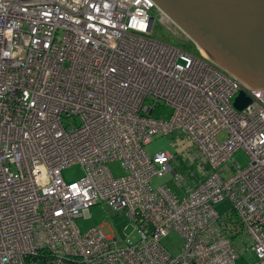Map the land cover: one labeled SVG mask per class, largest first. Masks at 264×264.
Listing matches in <instances>:
<instances>
[{"label": "built area", "instance_id": "obj_1", "mask_svg": "<svg viewBox=\"0 0 264 264\" xmlns=\"http://www.w3.org/2000/svg\"><path fill=\"white\" fill-rule=\"evenodd\" d=\"M154 10L150 0H0V264H236L242 249L264 264V90L155 40ZM241 91L251 104L238 111ZM165 107L167 119L153 116ZM173 132L192 142L191 178L145 150ZM74 165L83 176L67 182ZM166 175L174 189L151 187ZM100 203L120 214L124 246L77 228ZM173 231L177 257L160 244Z\"/></svg>", "mask_w": 264, "mask_h": 264}, {"label": "water", "instance_id": "obj_2", "mask_svg": "<svg viewBox=\"0 0 264 264\" xmlns=\"http://www.w3.org/2000/svg\"><path fill=\"white\" fill-rule=\"evenodd\" d=\"M150 1L214 65L250 90H264V0ZM250 104L241 91L233 106L242 111Z\"/></svg>", "mask_w": 264, "mask_h": 264}, {"label": "rangeland", "instance_id": "obj_3", "mask_svg": "<svg viewBox=\"0 0 264 264\" xmlns=\"http://www.w3.org/2000/svg\"><path fill=\"white\" fill-rule=\"evenodd\" d=\"M154 26L152 29V37L164 44L172 46L174 48L184 50L192 55H198L202 53L207 59V55L201 50L197 49L196 45L191 39L168 17L159 11H153ZM211 61V59H209ZM212 62V61H211ZM225 72V71H224ZM226 73V72H225ZM228 74V73H227ZM230 75V74H229ZM162 115L167 119L171 113L170 109L165 107L162 111L157 109L154 117ZM79 124V122H77ZM227 138L226 131H222L217 139L223 142ZM149 156H153L156 153L165 152L168 153L173 159L170 161L173 171L180 176L191 178V174L197 175L199 171L194 167L193 161V145L188 137H182L177 132L170 133L165 136H155L152 141L145 148ZM232 159L241 168H245L249 162L248 156L243 151L236 152ZM110 172L115 178L123 176L124 171L121 168L119 162H111L108 165ZM64 180L67 182L77 181L82 178L83 172L78 165L67 167L62 172ZM224 175H227L225 173ZM167 185L171 188H175V184L172 181L171 175H166L163 178H153L151 181V187L153 189ZM231 209L230 202H223L216 206L217 213L223 215ZM120 218V214L108 206L106 203H100L92 206L88 209L85 215L75 220V224L81 233H85L91 229H100L106 237H115L118 239L117 246L122 247L125 245L121 236L117 232L116 222ZM120 224V222H119ZM128 237V240L133 243L137 239V235L133 232L131 226L124 232ZM160 244L172 255L177 257L183 246V238L176 232H169L160 241ZM241 249V246H240ZM255 256L250 251L240 252V258L236 264H254Z\"/></svg>", "mask_w": 264, "mask_h": 264}, {"label": "trees", "instance_id": "obj_4", "mask_svg": "<svg viewBox=\"0 0 264 264\" xmlns=\"http://www.w3.org/2000/svg\"><path fill=\"white\" fill-rule=\"evenodd\" d=\"M32 260L38 261L39 264H50L49 259L45 258V256L33 258Z\"/></svg>", "mask_w": 264, "mask_h": 264}]
</instances>
